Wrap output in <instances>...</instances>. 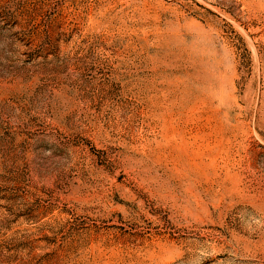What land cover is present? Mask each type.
Masks as SVG:
<instances>
[{
	"label": "rangeland",
	"instance_id": "1",
	"mask_svg": "<svg viewBox=\"0 0 264 264\" xmlns=\"http://www.w3.org/2000/svg\"><path fill=\"white\" fill-rule=\"evenodd\" d=\"M0 264H264V0H0Z\"/></svg>",
	"mask_w": 264,
	"mask_h": 264
}]
</instances>
